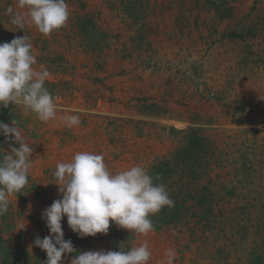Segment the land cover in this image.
<instances>
[{"label":"rangeland","instance_id":"374dc122","mask_svg":"<svg viewBox=\"0 0 264 264\" xmlns=\"http://www.w3.org/2000/svg\"><path fill=\"white\" fill-rule=\"evenodd\" d=\"M66 2L67 25L46 37L19 0H0V43L28 37L57 105L48 122L20 104L0 106V122L14 120L34 149L28 184L0 216V264H45L34 240L49 235L42 212L62 198L53 173L80 151L103 154L113 173L139 165L150 174L167 160L166 190L188 197L187 209L177 223L151 216L146 237L111 223L107 235L80 238L65 217L76 252L63 264L145 241L149 264H166L170 248L174 264H264V0ZM72 114L81 123L69 128L62 117ZM195 135L204 145L188 150L192 166L181 149ZM13 147L0 134V161Z\"/></svg>","mask_w":264,"mask_h":264},{"label":"clouds","instance_id":"9594fccd","mask_svg":"<svg viewBox=\"0 0 264 264\" xmlns=\"http://www.w3.org/2000/svg\"><path fill=\"white\" fill-rule=\"evenodd\" d=\"M19 7L27 9V22L46 37L65 27L70 18L66 0H19ZM12 22L21 30L25 28L21 14H16ZM32 48L27 36L0 43V106L20 104L40 121L48 122L56 119L57 105L45 87L50 73L47 69L36 70L37 58ZM62 119L69 128L81 123L76 114ZM0 134L6 143L11 140L18 145L0 161L2 216L8 211L9 197L20 193L28 184L34 149L14 120L12 126L0 122ZM53 175L62 198L54 200L42 212L49 235L42 239L37 235L34 240V245L47 254L45 264H63V257L76 252L72 241L64 237L65 217L68 227L80 238L107 235L111 223L146 237L155 231L150 217L175 205L165 185L155 183L144 167L135 165L113 173L106 166L103 154L76 152L70 162L58 163ZM151 256L145 241L127 252H80L71 259V264H149ZM165 256L166 264H174L173 249L166 250Z\"/></svg>","mask_w":264,"mask_h":264},{"label":"trees","instance_id":"16d2710c","mask_svg":"<svg viewBox=\"0 0 264 264\" xmlns=\"http://www.w3.org/2000/svg\"><path fill=\"white\" fill-rule=\"evenodd\" d=\"M203 142V145H204V140L195 135V137H191L190 139V143L192 144L191 147H183L181 149V151H184L186 153V158L184 157L182 160H184L186 162V159L189 160L191 159L192 160V166L195 164H197V154H191V153H188L189 151L188 150H191V149H198L200 148V146H198L200 144V142ZM206 150V148H205ZM201 155V153H199ZM170 162H168L167 160L165 162H161L159 164V166H156L154 165V167L152 168L151 172H150V175L153 177L154 179V182L157 183L159 180H160V177L162 178L161 179V182L159 184H164L165 185V182L168 178H170L172 176V174L169 172L168 170V167H169ZM188 168V166H187ZM158 177V178H157ZM170 195V198L172 200H174L175 202V205L174 207H172L171 209L165 207L163 208L161 211H160V215L163 219L166 220L167 223H177V222H181L183 217L185 216V211L187 209V206L185 205L186 204V201L188 200V197H182L180 195H178L177 193H169ZM188 196L189 198H191L190 200H194L196 199V195L195 194H190L188 193ZM197 203L200 204V205H204L207 203V198L206 196H201L200 199L198 197L197 199ZM12 264H15L13 261H8Z\"/></svg>","mask_w":264,"mask_h":264}]
</instances>
